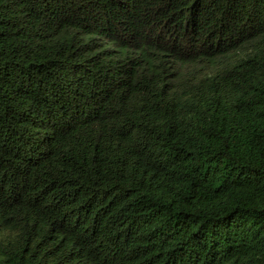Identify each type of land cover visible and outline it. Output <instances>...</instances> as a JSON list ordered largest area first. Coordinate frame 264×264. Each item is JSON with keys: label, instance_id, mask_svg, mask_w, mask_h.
Here are the masks:
<instances>
[{"label": "trees", "instance_id": "16d2710c", "mask_svg": "<svg viewBox=\"0 0 264 264\" xmlns=\"http://www.w3.org/2000/svg\"><path fill=\"white\" fill-rule=\"evenodd\" d=\"M0 264H264V0H0Z\"/></svg>", "mask_w": 264, "mask_h": 264}]
</instances>
